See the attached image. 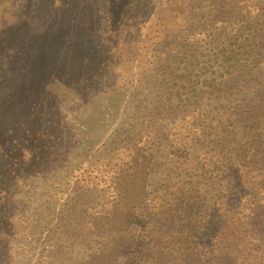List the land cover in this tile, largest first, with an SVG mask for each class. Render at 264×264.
<instances>
[{
	"label": "trees",
	"instance_id": "obj_1",
	"mask_svg": "<svg viewBox=\"0 0 264 264\" xmlns=\"http://www.w3.org/2000/svg\"><path fill=\"white\" fill-rule=\"evenodd\" d=\"M86 4L90 22L61 33L62 48L89 41L153 107L125 156L88 172L45 222L26 263L264 264V0ZM17 222L6 214V264L23 263Z\"/></svg>",
	"mask_w": 264,
	"mask_h": 264
},
{
	"label": "rangeland",
	"instance_id": "obj_2",
	"mask_svg": "<svg viewBox=\"0 0 264 264\" xmlns=\"http://www.w3.org/2000/svg\"><path fill=\"white\" fill-rule=\"evenodd\" d=\"M42 1L0 0V264L10 246L6 214L17 215L15 228L28 233L15 245L27 264L45 222L62 218V203L88 172L125 156L122 141L149 121L153 107L146 88L118 84L126 70L101 62L99 50L85 52L89 41L77 53L62 48L61 33L90 22L87 0H64L61 10L58 0ZM203 128L196 130L211 132Z\"/></svg>",
	"mask_w": 264,
	"mask_h": 264
}]
</instances>
